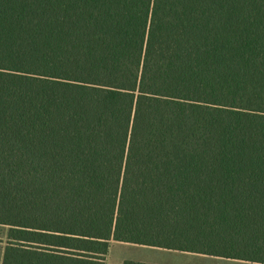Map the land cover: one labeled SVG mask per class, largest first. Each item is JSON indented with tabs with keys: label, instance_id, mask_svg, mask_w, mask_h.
<instances>
[{
	"label": "trees",
	"instance_id": "trees-1",
	"mask_svg": "<svg viewBox=\"0 0 264 264\" xmlns=\"http://www.w3.org/2000/svg\"><path fill=\"white\" fill-rule=\"evenodd\" d=\"M0 224L264 263V0H0Z\"/></svg>",
	"mask_w": 264,
	"mask_h": 264
},
{
	"label": "crops",
	"instance_id": "crops-1",
	"mask_svg": "<svg viewBox=\"0 0 264 264\" xmlns=\"http://www.w3.org/2000/svg\"><path fill=\"white\" fill-rule=\"evenodd\" d=\"M9 226L0 224V264L9 247ZM106 264H264L242 258L169 249L125 242H111Z\"/></svg>",
	"mask_w": 264,
	"mask_h": 264
}]
</instances>
